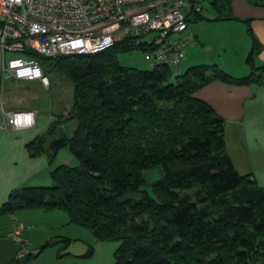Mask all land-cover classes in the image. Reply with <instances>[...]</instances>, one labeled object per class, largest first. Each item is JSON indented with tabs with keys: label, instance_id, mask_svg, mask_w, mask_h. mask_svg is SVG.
Listing matches in <instances>:
<instances>
[{
	"label": "trees",
	"instance_id": "1",
	"mask_svg": "<svg viewBox=\"0 0 264 264\" xmlns=\"http://www.w3.org/2000/svg\"><path fill=\"white\" fill-rule=\"evenodd\" d=\"M209 1L216 18H235L233 0ZM249 1L264 6V0ZM201 17L199 11L190 19ZM244 21L253 39L246 75L199 63L173 80L166 63L124 65L119 51L142 48L130 39L93 53L37 55L44 72L52 69L71 82L72 98L67 114H58L26 147L52 159L48 142L62 135L78 162L56 165L49 185L12 188L0 216L21 208L60 209L68 223L119 240L114 264H264V186L237 169L224 118L196 95L214 80L264 83V63L255 60L263 44L250 19ZM65 119L76 120L70 134L60 130ZM154 166L161 176L149 183L143 169ZM125 190L143 197L119 201ZM64 238L62 248L72 240Z\"/></svg>",
	"mask_w": 264,
	"mask_h": 264
},
{
	"label": "built area",
	"instance_id": "2",
	"mask_svg": "<svg viewBox=\"0 0 264 264\" xmlns=\"http://www.w3.org/2000/svg\"><path fill=\"white\" fill-rule=\"evenodd\" d=\"M202 9L201 0H0V79H36L48 87L37 55L93 53L124 39L142 47L151 66L166 63L179 74L185 47L195 41L190 18ZM34 110L4 112L0 127L31 126ZM24 226L17 221L8 236L20 243L18 258L30 251Z\"/></svg>",
	"mask_w": 264,
	"mask_h": 264
},
{
	"label": "crops",
	"instance_id": "3",
	"mask_svg": "<svg viewBox=\"0 0 264 264\" xmlns=\"http://www.w3.org/2000/svg\"><path fill=\"white\" fill-rule=\"evenodd\" d=\"M232 11L235 18L219 19L223 20L221 26L226 29L228 34H226L228 47L225 54H228L230 49L237 52L236 49H232L234 48V34L237 29L239 32L250 35L247 30L248 23L244 21L245 18H249L254 33L263 44L261 51L255 57L256 64L264 63V6L253 4L249 0H233ZM214 19L218 18L215 17ZM190 26L191 24L189 23L188 32L195 36V41L185 47L184 63L186 61L187 48L199 49L198 41L203 44L201 33L196 32L193 29V25ZM252 46L253 39L251 47L246 45L243 48L240 54V57L241 55L242 57H238L239 59H237V56L235 57L237 63L241 64L242 67L244 66V72H248L250 69V65L246 62V56ZM189 53L191 55L194 52L189 51ZM228 64L230 66V62ZM229 66L226 68L236 73ZM7 78L14 81L16 84L15 88L18 87L17 83L19 81L28 83L27 81L36 80L19 79L16 81L10 77L0 79V100L4 102H6L4 100L6 90H3L2 94L1 84ZM196 95L205 99L215 112L224 118L227 151L237 169L241 173H252L257 184L264 186V83L236 85L221 80H214L198 89ZM28 105L29 103L26 106L21 104L14 109H20L23 106L28 107ZM14 109L4 108V110H0V117ZM28 109H35L34 122L31 126L17 128L7 125L0 127V203L6 200L10 190L14 187L50 184V171L56 165L60 163L68 164L76 160L73 154H69L66 151L60 152V149H64L66 145L60 147L52 159H49L45 153L35 155L33 151L28 150L26 143L38 133L44 132L51 121L58 116V112L56 113L54 110ZM63 111L65 114L67 113L66 110ZM60 130H62V127ZM17 221H21L25 225L21 230V236L28 241L30 251L37 250L41 244L47 243L48 240L57 236H67L72 238V241L79 240L86 244L80 233L73 234L75 231L79 232V228L69 226L74 224L68 223L67 214L60 209L21 208L15 213L0 216V234L10 236L11 227ZM54 224H57V226ZM63 227L66 229L64 232L60 230L52 231L54 228L61 229ZM70 231L73 233H70ZM61 242L63 243L64 241ZM53 245L48 244L43 249H40L30 259L25 260L23 264L87 263L86 259L88 257L83 256L88 249L87 244L85 250L73 254H62L61 252L64 249L62 244L58 248H54L55 246ZM7 264L17 263L11 261Z\"/></svg>",
	"mask_w": 264,
	"mask_h": 264
},
{
	"label": "rangeland",
	"instance_id": "4",
	"mask_svg": "<svg viewBox=\"0 0 264 264\" xmlns=\"http://www.w3.org/2000/svg\"><path fill=\"white\" fill-rule=\"evenodd\" d=\"M202 1V17L197 20H190L191 26L193 25V29L196 32L201 33V37L203 39V44L198 41L199 49L195 48H187L186 50V61L182 64V71L184 72L188 67L199 64V63H218L223 69L230 73H234L228 70L229 62L230 68L234 69L236 75H246L250 73L251 69L248 72H244V66L237 63V59L241 58L240 54L243 48L247 45L251 47L252 45V37L250 35H246L244 32H237L234 34V44L232 49L229 50L228 54L226 53V49L228 47V37H226V29L221 26L223 20L214 19L218 13L212 7L209 0H201ZM197 25V26H196ZM190 26V27H191ZM181 33L176 32L174 35L178 36ZM228 35V34H227ZM247 36V37H246ZM226 37V38H225ZM211 45V46H209ZM195 49V50H194ZM189 51H192L190 55ZM239 57V58H238ZM118 60L124 64L129 66H134L138 68H149L151 67L150 61H148L144 57V50L142 48H134L130 52L119 51L117 53ZM229 61V62H228ZM228 65V66H227ZM43 67V66H42ZM249 67V66H248ZM248 69V68H247ZM241 73V74H240ZM45 74L48 76L50 84L49 86H44L39 80L27 81H19L18 87L12 79H4L1 87L2 94L3 90H6L4 100V108L5 109H14L19 105L26 106L29 103L28 107H22L20 109H28V108H36L38 110H54L58 114L66 115L63 110H67V106L71 103L72 98V84L65 77L64 74L56 72L54 70H46ZM173 80H176L175 73L172 76ZM27 97V98H25ZM26 104V105H25ZM76 124V120L74 119H65L62 120L63 131L67 134H70L72 129ZM63 147V146H62ZM68 152L69 154H73L70 152L69 147L66 145L60 149V152ZM56 153V152H55ZM74 155V154H73ZM75 156V155H74ZM76 158V157H75ZM78 162L76 158L75 162H69V165H74ZM143 174L147 181L150 183L161 176V170L159 167H146L143 169ZM36 185H49V184H36ZM150 193L153 194L150 184L146 185V187ZM9 223V221H8ZM57 226V224H54ZM74 226L75 228H79V232L75 231L74 233L70 231V233H80V235L86 241L87 245L91 246L92 254L87 256L86 264H114L115 256L114 251L119 244L118 239H100L93 235V233L83 226L79 225H69ZM79 226V227H77ZM52 229V228H51ZM61 231L64 232L66 229L63 228H54L52 231ZM50 239V238H49ZM62 244V242H57L53 246L54 248H58ZM52 246V245H51Z\"/></svg>",
	"mask_w": 264,
	"mask_h": 264
},
{
	"label": "water",
	"instance_id": "5",
	"mask_svg": "<svg viewBox=\"0 0 264 264\" xmlns=\"http://www.w3.org/2000/svg\"><path fill=\"white\" fill-rule=\"evenodd\" d=\"M66 139L62 135L52 138L48 142V147L55 153L60 147L66 144ZM32 153V152H31ZM143 193L134 190H125L119 197V201H124L127 199H141ZM65 238L62 236L53 237L47 241V244L52 245L57 242L64 241ZM20 248V243L14 240L12 237L3 236L0 234V264H7L8 262L14 261L17 264H23L25 262L24 258L16 257V252ZM86 244L79 240H71L67 246L61 252L62 254H73L79 251L85 250ZM40 249L31 251V255L34 256Z\"/></svg>",
	"mask_w": 264,
	"mask_h": 264
},
{
	"label": "clouds",
	"instance_id": "6",
	"mask_svg": "<svg viewBox=\"0 0 264 264\" xmlns=\"http://www.w3.org/2000/svg\"><path fill=\"white\" fill-rule=\"evenodd\" d=\"M30 252V251H29Z\"/></svg>",
	"mask_w": 264,
	"mask_h": 264
}]
</instances>
